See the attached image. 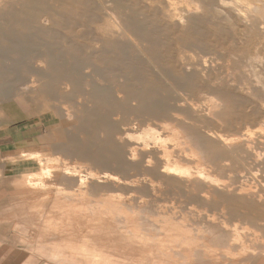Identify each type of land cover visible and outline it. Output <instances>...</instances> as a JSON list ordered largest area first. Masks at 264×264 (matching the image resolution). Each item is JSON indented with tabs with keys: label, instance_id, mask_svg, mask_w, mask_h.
Wrapping results in <instances>:
<instances>
[{
	"label": "bare ground",
	"instance_id": "6f19581e",
	"mask_svg": "<svg viewBox=\"0 0 264 264\" xmlns=\"http://www.w3.org/2000/svg\"><path fill=\"white\" fill-rule=\"evenodd\" d=\"M96 1L101 6V0ZM167 3L168 17L180 26L192 20L200 8L198 0ZM220 3L233 13L230 19L264 32V0ZM65 5L66 0H0V21L18 26L34 12L35 19L28 21H41L35 27L41 39L49 30V18L52 14L62 17L57 12ZM107 15L123 37L139 47L122 31L116 14ZM43 47L44 52L37 53L42 63L59 56L65 64L74 61L61 50L49 51L50 44ZM199 66L195 65L193 75L200 76L203 69ZM51 79L52 72L43 70L34 91L45 93ZM102 103L97 98L95 104ZM184 104L170 110L156 104L148 107L140 98L133 112L90 107L55 108L44 114L57 121L47 126L50 131L46 134L69 142L68 161L36 159V179L28 181L33 191L20 199V220L31 256L39 258L41 264H198L200 254L229 257L232 245L243 242L241 232L249 229L234 227L229 245L217 248L215 229L197 223L219 221L220 229H224L226 221L247 214L264 224V141L258 139L259 129H252L258 117L248 118L245 131L226 135L219 124L224 111L219 98L209 99L202 114ZM117 118H123V123L113 125ZM134 118L138 123L132 125ZM79 129L91 130L95 136L82 133L81 144L75 146L70 141L77 134L64 133ZM63 144L58 146L60 150ZM43 162L45 167L39 168ZM48 177L53 180L47 181ZM166 195L173 197L168 201L170 206L165 204L162 209L158 201ZM212 209L218 212L209 211ZM238 249L236 252H242L244 247Z\"/></svg>",
	"mask_w": 264,
	"mask_h": 264
},
{
	"label": "rangeland",
	"instance_id": "374dc122",
	"mask_svg": "<svg viewBox=\"0 0 264 264\" xmlns=\"http://www.w3.org/2000/svg\"><path fill=\"white\" fill-rule=\"evenodd\" d=\"M198 1V13L185 26L168 17L167 0H101V6L96 0H66L65 8L57 12L62 17L52 14L49 30L41 39L35 28L41 21H28L35 19L34 12L18 26L2 25L0 21V114L5 104L8 118L12 117L7 133L20 132V140L12 136L14 146L0 154V249L13 253L16 264H41L29 252L31 246L20 220V199L33 191L28 181L35 180L39 170L36 159L68 161L69 142L47 135V126L57 121L44 114L55 108L133 112L142 98L148 107L156 104L171 110L186 103L202 114L209 99L217 97L224 110L219 124L226 135H231L229 131H245L248 118L256 116L259 120L252 129L258 128V139L264 141V32L230 19L233 13L220 0ZM112 13L118 17L122 31L139 47L129 43L111 24L107 14ZM46 43L52 53L61 50L74 61L65 64L59 56L42 63L37 53L44 52ZM197 64L199 70L203 69L200 76L193 75ZM43 70L53 74L45 93L34 91L36 78ZM97 98H101L102 105L95 104ZM137 119L131 124L138 123ZM121 123L123 118H117L113 125ZM72 133L77 137L70 143L77 146L82 142V133L89 137L92 131L66 130L64 135ZM62 143L66 144L60 150ZM44 167L43 162L39 168ZM261 168L264 173V159ZM171 197L162 196L158 206H170ZM213 209L209 211L218 212ZM197 224L215 229L219 235V242L214 243L217 248L229 245L234 227L249 229L239 231L242 244L232 245L228 256L233 254L234 260L225 254L217 256L219 261L200 254L198 264H264V224L254 216L239 214V218L226 221L224 229H220L219 221ZM241 247L245 251L236 252Z\"/></svg>",
	"mask_w": 264,
	"mask_h": 264
},
{
	"label": "crops",
	"instance_id": "0c3cea01",
	"mask_svg": "<svg viewBox=\"0 0 264 264\" xmlns=\"http://www.w3.org/2000/svg\"><path fill=\"white\" fill-rule=\"evenodd\" d=\"M6 105H3L2 113L0 114V154L2 152H5V148H10L11 146H14L15 143L14 140L10 139L12 136L15 137V139L20 140V132H10L7 133L8 126L12 123L11 122V116L8 118V114L6 111ZM9 119V121H8ZM16 133V134H15ZM13 134V135H12ZM10 139L11 141H8ZM0 264H16L15 263V256L13 253H10L8 251H5V249H0Z\"/></svg>",
	"mask_w": 264,
	"mask_h": 264
}]
</instances>
